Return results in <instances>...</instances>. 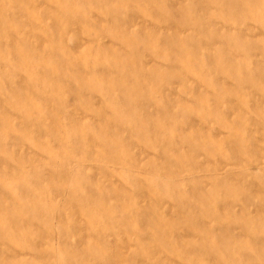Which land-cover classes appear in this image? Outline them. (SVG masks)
Segmentation results:
<instances>
[{"label":"rangeland","instance_id":"374dc122","mask_svg":"<svg viewBox=\"0 0 264 264\" xmlns=\"http://www.w3.org/2000/svg\"><path fill=\"white\" fill-rule=\"evenodd\" d=\"M0 264H264V0H0Z\"/></svg>","mask_w":264,"mask_h":264}]
</instances>
